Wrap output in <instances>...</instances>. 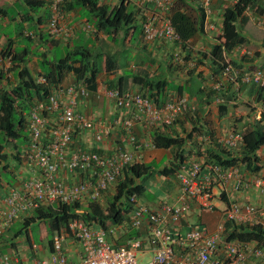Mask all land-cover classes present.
<instances>
[{
	"label": "built area",
	"instance_id": "2783aa9c",
	"mask_svg": "<svg viewBox=\"0 0 264 264\" xmlns=\"http://www.w3.org/2000/svg\"><path fill=\"white\" fill-rule=\"evenodd\" d=\"M52 1L55 12L47 29L50 35L58 38L66 31L62 15L55 10L62 0ZM167 1L136 0L133 3L144 10L142 33L145 41L181 42L165 14ZM212 2L199 0V5L210 14ZM254 21L262 26L264 20ZM173 57L180 61L178 52ZM220 76L221 83L231 82L236 91L242 84L264 89V67L237 71L228 64ZM37 83L44 84L45 79L39 78ZM89 96L90 90L82 84L59 86L46 100L30 106L25 115L29 135L19 155L35 176L20 178L17 184L8 187L0 201V235L19 216L39 207L98 202L102 194L120 180L126 166L141 162L144 151L153 149L151 140L146 143L137 139L133 133L135 127L139 126L148 134L157 127L173 125L197 109L185 96H173L162 104H155L134 91L106 89L97 96L121 112L119 118L108 122L76 110L78 101L88 100ZM233 100L230 103L236 105L235 101L241 99L237 94ZM224 102V98L215 99L217 105ZM250 108L257 111L255 120H260L264 107L254 105ZM240 130L225 129L218 134L212 133L211 137L201 134L197 141L208 143L213 139L223 147L236 150L241 141ZM115 132L117 142H111V149L107 151L83 147L75 140L90 133L95 144H102L110 141ZM204 169L207 172L204 173ZM262 171V176L246 179L236 167H202L190 157L175 173L178 196L174 202L152 208L130 197L128 222L107 229L89 225L79 217L70 218L65 227L53 232L51 245L47 246L49 254L35 259L32 264H139L137 254L149 255L151 260L147 264H264V248L254 242H227L223 236L226 221L235 225L260 223L264 228V207L237 199V195L251 190L264 197V165ZM216 194L220 199L226 196L218 206L213 203ZM195 210L199 214H218L212 232L193 220ZM130 230L136 236L117 244L119 235H126ZM73 243L77 249L71 258L67 246ZM28 249L33 255L43 252L31 241ZM12 262L17 264V258L0 255V264Z\"/></svg>",
	"mask_w": 264,
	"mask_h": 264
},
{
	"label": "trees",
	"instance_id": "16d2710c",
	"mask_svg": "<svg viewBox=\"0 0 264 264\" xmlns=\"http://www.w3.org/2000/svg\"><path fill=\"white\" fill-rule=\"evenodd\" d=\"M66 1L67 0H62L55 9L62 15V22L66 19V12L73 11L80 13L86 18L88 24L93 26L97 32H104L111 36V39H108L107 43L108 47L110 45V49H113L111 51L113 54L105 51L106 44L88 47L87 44L90 45L91 41L89 42V40L82 38L77 41V43L75 42L73 44L70 52L58 58L57 61L44 63V67H47L46 70H43V78L45 79L44 84H37L34 79L26 78L9 91L0 88V168L2 167L4 170L7 168L4 163L9 159L11 151L8 149L4 151V148L12 144L14 145L16 139L22 137V133L26 135L21 138L23 143L18 144L19 149L23 148L26 144L24 142L28 139L29 133L27 131L25 115L30 108L28 104L31 100H46L52 90L62 85L66 73H71L80 81V84L82 83V85L84 84L87 87H92L98 73L97 70H92V65L94 66L97 62V57H103V60H105V72L117 73L119 70L123 69L124 65L119 64L115 66V55L119 53V48L115 46H121L117 42L123 43L121 47L125 48L129 43L135 41L131 47L132 54L135 52L133 48L137 43H154L147 42L144 39L142 33L144 10L132 4L136 2L135 0H133L134 2L132 0H120V2L113 7L102 3L101 0H72L69 3ZM215 1H219V4L224 5L220 8L222 23L220 34L215 37L217 42L211 45L212 47L208 55H200V51L193 54L197 65L201 64L203 58L209 57L214 67L211 78L213 83L218 84L217 86L219 89H211L209 94L207 93L203 96L204 100L202 101L207 105L215 103V99L218 97L224 98L226 102H234V96H237V94L240 96V91H242L246 84H242L240 89L236 91L231 82L223 80L224 83H221L220 75L224 67L228 64L232 65L237 71L245 70L242 65L234 62L232 58L227 59L228 55L247 43V38L242 34L241 30L244 29L249 31L246 28L248 22L256 23L254 19L257 18L264 20V0H213L212 4ZM41 2H39V5L36 7L37 9L43 6ZM53 3L52 0H48V18L46 24L49 23L55 12ZM212 4L209 7L210 14H207L205 9L199 5V0L167 1V10L165 14L178 34L181 42L171 43L166 40H158L157 42H162L163 44L169 43L175 45V48L181 47L178 52L180 61H176L173 55L166 54L162 57V60H164L162 62L158 56L142 50L137 56L136 61L135 57L132 56L136 62L134 73L124 78L126 85L128 82V86L132 85L136 90H131L129 88L127 91L139 93L142 97L147 98L155 104H162V101L172 99L173 96L168 95L167 98L169 99L164 100L163 91L168 84H172L173 80L178 78L175 74L182 72L187 76L192 72L189 67L185 66V63L192 57L193 51L187 50L184 55L182 52L186 47L190 49L187 44L188 42L194 44L192 40L195 39L196 36L199 38L202 37L205 32L204 29H208L206 22H209V18L212 15ZM148 5L149 4H145V6ZM32 8H35V5H33ZM91 22H93V24ZM260 27L264 29V21ZM34 29L35 28L32 29V32ZM137 31L138 35H136ZM46 32L50 38L57 39L50 35L48 29ZM18 36H23V32L18 31ZM80 42L81 44H79ZM82 43H84L83 46ZM8 44L9 43H7L3 49H0V56L18 66L19 62L24 61L26 55L21 56V53L14 54L10 51L11 48ZM92 49L95 50L94 53H98L97 57L91 52ZM136 53H138V51H136ZM244 56H247V54H244ZM256 56L257 55H255V57ZM249 67V70L254 68L250 66V64ZM153 70H155V72L152 73ZM158 73H160L162 77H159ZM75 81L76 80L73 78L74 84L77 82ZM220 83L222 84L221 86H219ZM107 87L109 89H118L123 92L122 89L118 88V86L111 81L107 83ZM249 88L252 89L251 92L254 94L250 102L247 104L245 103V105L247 107L250 105H260L264 107V89L258 88L252 84ZM176 90L180 94L184 93V89L180 85ZM232 106L234 108L236 107L234 104H232ZM194 115H196V113L192 115V118H195V121L191 123L193 128L184 137L173 134L172 127L176 122H179V119L171 126L157 127L150 133L153 149L171 151L173 162L169 168H160L157 164L142 163L126 166L123 170L122 177L116 185H114L115 192H110L112 190L111 187L102 194V197L105 196L107 202L105 206L101 205L99 200L95 203L62 205L59 208L39 207L25 215L19 216L12 226L8 227L5 232L0 235V243L5 244L9 242L11 247H13L14 244L12 241L21 236V238L24 237L25 243L29 244V228L32 224H36L37 222L48 224L47 227L50 238L47 240V246L51 245V236L53 232L61 227H65L70 218L79 217L85 223L102 229L126 224L129 220L130 197L144 201L145 184L143 181L154 176H159L162 183L164 181L171 183V179H174V182H176L175 173L186 161H189L190 157L199 161L202 167H205V165H218L223 168L236 167L239 170L244 168L251 176H255L257 175L256 173H259L262 169V165H259L260 161L257 153L260 148L264 146V125L261 126L257 124L256 127L252 129H241V141L236 150H231L218 144L213 139L208 143L197 141V137L201 134L211 137L212 132L208 134L206 132L203 133L201 127H197L200 124L197 117ZM262 117H264V115H262ZM134 135L136 136V134ZM14 150L15 149H13V151ZM205 172H207L206 169H204V173ZM225 197L226 196L222 195L221 200L225 201ZM125 199L128 200V204L122 208V202ZM237 199L240 200L241 198L237 195ZM240 201H243V199ZM76 211H80L81 213L77 214ZM224 225L225 231L223 236L225 241H237L242 243L254 242L264 248V228L260 223L253 225L247 223L235 225L231 221H226ZM134 236H136V233L133 232V230H130L126 235H119L117 244H123L126 240ZM1 248H3V246H0V249ZM0 253H2L1 250Z\"/></svg>",
	"mask_w": 264,
	"mask_h": 264
},
{
	"label": "crops",
	"instance_id": "0c3cea01",
	"mask_svg": "<svg viewBox=\"0 0 264 264\" xmlns=\"http://www.w3.org/2000/svg\"><path fill=\"white\" fill-rule=\"evenodd\" d=\"M70 1L72 0H67L66 2L69 3ZM39 2L43 3V6L37 9L36 7L39 5ZM101 2L113 7L117 5L120 0H101ZM33 5H35V8H32ZM221 6L224 5L219 4V1H215L212 4V15L209 18V22H206L208 29H204L205 32L202 37L199 38L196 36L195 39L192 40L194 44L188 42L187 44L189 45L188 47H190V49L186 47V49L182 52L184 55L187 50L193 51L192 57L185 63V66L189 67L192 72H190L187 76H185V74L182 72L177 74L174 73L178 76V78L173 80L172 84H168L163 91L164 100L169 99L167 98L168 95L185 96L188 97L191 102L195 103L197 109L193 114L196 113L194 116L197 117V120L200 124L197 127L200 126L203 133L206 132L207 134L209 132L218 134L221 130L225 129H252L255 128L257 124L261 126L264 125V117L261 116L260 120H255L257 111L250 108L252 105L249 107L245 105V103L247 104L250 102L251 98H253L252 96L254 93H252V89L249 88L251 84L244 85L242 91H240L239 98L241 100L238 102L235 101V109L230 102L226 101L224 104L221 103L220 105H217L216 103L207 105L202 101L204 100L203 96L207 93L209 94L211 89L217 90L216 86L218 84L213 83L211 78V75L214 71L211 59L209 57L203 58L201 60V64L197 65L195 63L193 54L200 51V55H208V52L212 47L211 45L217 42L215 37L220 34L222 23V18L220 16ZM47 7L48 0H0V49H3V47L9 43L8 45L11 48L10 51H12L14 54L21 53V56L26 55L24 61L19 62L18 66L10 63L8 59H0V88L3 90H11L26 78L34 79L37 83L38 78L43 76L44 68L41 67V64L44 66L45 62L49 63L50 61H57L56 50H58L60 46L72 48L75 42L77 43V41L85 38L86 40H89V42L91 41L92 45H90V47L106 44L107 48H111L110 45L108 47L107 43V40L111 39L110 35H107L104 32H97L93 26L88 24L86 18L83 15L73 11L66 12V19L63 22L64 28L66 30L65 34L57 39L50 38L49 35L46 34V20L48 18ZM17 26H19L23 32V36H18V32L16 30ZM33 28L35 29L32 32ZM241 31L242 34L247 38V43L238 50L236 49V51L232 52V54H229L227 59L232 58L234 62L242 65L243 69L245 70L250 68L249 64L252 67L264 66L263 41L257 49L260 52V55H258L256 58L252 55L250 59L249 57L251 53L247 49L244 51V48H247V46L252 45L256 41L254 40L252 33L244 29ZM133 49L135 52L132 54V56L135 57V61L137 56L143 50L158 56V58L163 62L164 60H162V57H164V55H173L174 53L179 52L181 47L175 48V45H171L169 43L163 44L162 42H139L134 46ZM112 50L113 49H110V51ZM136 51H138V53H136ZM245 52L250 54L246 53L247 56H244ZM246 60L250 61L247 62ZM104 61L105 60H103V57H97V62L94 64V66L92 65V70H97L98 72L97 78L92 87L88 86V88L86 86L90 90L89 99L78 101L76 110L81 113L92 115L93 117L98 116L107 120L108 122H113L115 119L121 116V112L116 110L110 102L103 100L97 95H99V93H103V91L106 89H109L107 87V83L109 81L114 82V84H116L118 88L122 89V91H127L129 88L131 90H136L134 86H128V82L126 85L124 79L126 76H128L125 71H129L131 74L134 73L136 62L133 61V63H128L125 68L119 70L117 73H108L105 72ZM117 65H119V63L115 61V66ZM153 72H155V70H153L152 73ZM158 74L159 77H162L160 73ZM73 78L77 81H75L77 85L80 84V81L71 73L65 74L64 81L69 79L68 81L73 83ZM179 85L184 89L183 94H180L176 90ZM35 102H37L35 99L31 100L28 104V107H30ZM163 102L164 101H162V103ZM193 114L187 113L186 115L179 118V122H176L172 127L174 135L184 137L193 128V125L191 124L195 121V118H192ZM262 115H264V113ZM133 133L136 134L137 139L140 141H146L147 143V141L151 140L150 133L152 132L146 134L140 129L139 126L134 128ZM114 134L110 141L107 143L104 142L102 144H95L90 133H85L83 136L77 137L75 140L76 143L83 147H93L101 151H107L110 148L109 146L111 142L112 144L117 142L116 139L118 138V134L116 132ZM6 147L4 148V151L5 149L11 151L9 159L4 163L7 167L6 170L1 167V171L5 173L7 180L3 181L0 175V201L4 198L8 187L17 184L20 178L35 176L33 171H31V169L29 170L30 167L20 158V156H18V153L21 150L19 149V145L15 143L14 145L12 144L11 146ZM13 149L15 150L13 151ZM257 154L260 161L259 165H264V146L260 148ZM172 162L173 160L171 151L151 149L148 150V152H146V150L144 151L143 160L139 163L158 164L160 168H169ZM240 172L246 179H248L247 177L253 179L255 176H262L260 174L263 171L261 169L259 173H256L257 175L255 176H251L249 172L244 170V168H241ZM162 184L165 185L162 186L160 190H158V193L160 192V194L158 196L157 203L156 201L149 203L144 200V202L152 208L158 207V204L161 203L170 204L174 202L178 196V190L172 183L164 181ZM243 196H245L243 201L255 203L264 207V197L258 195L255 190L238 195L239 198H242ZM192 217L195 222L201 223L208 232H212L216 225L218 214L210 217L205 214H199L198 211L195 210L194 214H192ZM29 239L31 241L30 236ZM12 243L14 244L13 247H11L9 242H6L5 244L0 243V246L13 251L11 258L14 259L16 257L17 264L28 263L30 255L28 249L29 244L25 243L24 237L21 238L20 236V238L13 240ZM42 251L43 252L40 255L41 257L49 254L48 248L46 250L43 249ZM12 264L16 263L12 262Z\"/></svg>",
	"mask_w": 264,
	"mask_h": 264
},
{
	"label": "rangeland",
	"instance_id": "374dc122",
	"mask_svg": "<svg viewBox=\"0 0 264 264\" xmlns=\"http://www.w3.org/2000/svg\"><path fill=\"white\" fill-rule=\"evenodd\" d=\"M91 23L93 24V22H91ZM246 28L250 31V33H252L253 38L256 41L252 45L247 46L246 49L251 53V55H253V57H255V55L258 56V55H260V52L257 49L261 45V42L264 41V29L262 27H260L259 25H257L256 23H254V22H248L246 24ZM16 30H17V32L21 31L19 26L16 27ZM136 35H138V31L136 32ZM117 43L120 44L121 46H123V43H120V42H117ZM134 43H135V41H132L125 48H123L121 46H117V45L115 46L116 48H119L118 49L119 53L117 55H115V61L118 62L120 65H124V68L126 67V65L128 63H133V61H134V59L132 57V49H131V47L133 46ZM79 44H81V42ZM83 44L84 43H82V46H83ZM90 45H92V43ZM90 45L87 44L88 47H90ZM70 51H71L70 47L68 48V47H61L60 46L58 48V50H56L57 59L62 57V56H64L67 52H70ZM105 51L113 54V52L110 51V48H106L105 47ZM91 52L95 55V57H97L98 53H94L95 52L94 49H92ZM101 52H104V51H101ZM41 67L44 68L43 70L47 69V67L42 66V64H41ZM125 73L127 75L131 74L129 71H125ZM68 80H65L64 83L61 86H68V84H70V85L72 84L73 85V83L68 81ZM16 117H17V115H16ZM25 135H26L25 133H22V137L25 136ZM22 137H20V138L18 137L16 139V143L17 144H22L23 143V140L21 139ZM148 150H151V149H149V148L146 149V152H148ZM157 166H158V164H157ZM0 175H1V179L3 181L7 180V176L5 175L4 172L1 171V168H0ZM143 183L145 184V193L143 195V199L145 201L149 202V203H151L153 201H156V203H157L158 196L160 194V192L158 193V190H160V188L162 186H164L165 184H162V180L160 179L159 176L151 177L150 179H147V180L143 181ZM171 183L172 184L174 183L173 185L177 189V184H176V182H174V179H171ZM111 189L112 190L110 192H112V193L115 192V187L114 186ZM167 196H168V193H167ZM244 197L245 196H243L240 200L244 199ZM220 200L221 199L219 198L218 194H216V196H215V198L213 200L214 205H216V206L220 205V203H221ZM100 204L103 205V206H105L107 204L105 196L101 198ZM127 204H128V200L125 199L122 202V208H124ZM220 209H223L222 205L220 206ZM205 215L213 217L216 214L215 213H207ZM217 222H218V219H217ZM47 225H48L47 223H38L37 222L36 224H32L30 226V228H29V234H30L31 242L36 243V245L40 249H45V250L47 249V240H49V238H50V233L48 231ZM67 247H68V250H69V256L71 258H73L74 257V250L77 249V245H75L73 243V244H71L70 246H67ZM0 250L2 252L1 255H11L12 252H13V251H10L9 249L5 248V247L1 248ZM39 258H41L40 254H36V255L30 254L29 255V259H28V263H26V264H32L35 259H39ZM136 259H137L139 264H147L151 260L150 256L147 255V254H145V255L137 254V258Z\"/></svg>",
	"mask_w": 264,
	"mask_h": 264
},
{
	"label": "clouds",
	"instance_id": "9594fccd",
	"mask_svg": "<svg viewBox=\"0 0 264 264\" xmlns=\"http://www.w3.org/2000/svg\"><path fill=\"white\" fill-rule=\"evenodd\" d=\"M60 37H61V36H60ZM58 38H59V37H58ZM156 42H157V41H156ZM251 56H252V55H251ZM256 67H257V68H258V67H261V68H262V67H264V66H256ZM39 78H43V76H41V77H39ZM39 78H38V79H39ZM37 81H38V80H37ZM37 84H39V83H37Z\"/></svg>",
	"mask_w": 264,
	"mask_h": 264
}]
</instances>
